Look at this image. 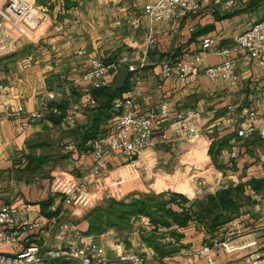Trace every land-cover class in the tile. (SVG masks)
Returning a JSON list of instances; mask_svg holds the SVG:
<instances>
[{
    "label": "crops",
    "instance_id": "crops-1",
    "mask_svg": "<svg viewBox=\"0 0 264 264\" xmlns=\"http://www.w3.org/2000/svg\"><path fill=\"white\" fill-rule=\"evenodd\" d=\"M34 1L47 12L39 29L44 24L46 27L38 37L27 35L13 52L0 56V207L9 202L17 204L18 222L37 218L71 219L80 230L94 235L99 242L100 237L105 239L110 253L123 250L118 243L119 235L127 233L130 244L138 245L140 252H146L148 258L143 254L145 262L147 259L154 261L158 252L159 264H207L199 254L206 244L212 246L219 262L251 264L255 251L264 255V187L256 190L249 183L253 179L264 182V67L252 61L247 51L233 42L237 33L264 17V0H234L229 9L212 1L201 11L184 16L176 23L153 22L144 13L145 5L154 0ZM150 31L156 33L157 41L142 63V53L137 45ZM207 35L215 38L218 49L223 46L233 48L239 75L236 84L212 81L205 74L204 67L224 59L220 52L204 51L202 40ZM198 53L203 56L201 66L189 73L185 81L177 72L167 79L162 78L164 56L189 61ZM95 57L107 62L124 60L123 70L129 63L140 64L143 82L136 98L137 114L143 116L146 111L158 110L162 101L168 99L171 116L156 130L145 150L152 160L149 170L142 168L140 175L134 177L132 159L109 150L108 167L100 180L93 179L76 203L67 204L62 195L51 192L52 178L59 173H87L94 163L96 140L112 130L111 121L117 113L112 108L107 110L109 116L99 127L97 136L83 144L82 137L93 123L99 103L89 102L87 86L78 83L77 79ZM129 85L128 82L122 95L127 94ZM56 89L62 92L61 103L65 107L70 108L77 102L82 104L74 123L57 117L29 123L19 114L20 105L27 109L38 108L47 92ZM97 98L98 102L102 101L100 96ZM230 105L236 108L232 112ZM250 109L257 110L261 119L254 134L241 140L236 138L235 129L247 119ZM189 110L200 117L196 139H201L206 164L197 160L195 147L190 148L194 140L178 122L177 114ZM164 130L169 136L167 141L160 137ZM223 138H229V144L215 157L209 148L215 140ZM231 139H237L242 145L235 159L230 155L234 147ZM175 152L191 166H196L198 161V166H203L202 172H206L200 185H194L193 194L183 191L191 200L214 193L220 186L245 184L246 191L238 198L237 216L214 232L208 229L205 221L197 218L186 226L175 223L170 228L161 227L155 239L159 249L144 239L155 226L148 216H141L127 230L110 227L98 234L89 233L86 216L94 206L105 197L123 198L133 192H146L144 182L154 175L161 162L167 166L169 157ZM161 169L166 167L161 166ZM121 177L126 178L122 187L111 185L112 180ZM116 193L123 196L118 197ZM256 202L261 203L260 210L254 208ZM175 207L181 210L178 205ZM229 232L235 233L230 250L214 245L224 240ZM110 234L115 236L112 240ZM54 235L51 230V243L62 245L63 242ZM34 236H37L35 232L23 236L20 246L35 241ZM3 250L13 248L6 246Z\"/></svg>",
    "mask_w": 264,
    "mask_h": 264
},
{
    "label": "built area",
    "instance_id": "built-area-1",
    "mask_svg": "<svg viewBox=\"0 0 264 264\" xmlns=\"http://www.w3.org/2000/svg\"><path fill=\"white\" fill-rule=\"evenodd\" d=\"M212 1L223 4L225 9H229L234 4V0H154L145 5L144 13L153 22L172 21L176 23L184 16L201 11ZM46 17L47 12L40 8L34 0H0V56L13 52L19 41L36 32ZM156 41V33L150 31L138 43L137 48L142 53V63H145L150 48ZM233 42L236 46L245 49L252 61L264 67V17L256 20L249 28L237 33L233 37ZM202 48L204 51L220 52L224 55V59L220 63L204 67L205 74L212 81H229L236 84L239 75L236 72V59L232 55L233 48L223 46L218 49L215 38L210 35L203 38ZM202 61L203 56L199 53L189 61L174 59L171 55H166L161 60V76L163 79H167L177 72L178 77L185 81L189 73L201 66ZM124 63V60L107 62L100 57L91 59L89 66L77 79L78 83L87 86L88 100L91 104L97 103L92 90L110 85L124 69ZM127 69L130 71L129 89L126 95L117 96L113 100L112 109L117 113L111 121L112 130L108 135L104 134L97 138L92 167L85 174L59 173L51 180V192L62 195L67 204L76 203L93 179L100 180L103 171L108 167L107 154L109 150L123 153L132 159L134 177L140 175L142 168L149 170L151 167L152 160L148 158L145 150L152 141L156 130L171 116V104L168 99H164L158 110H149L143 116H139L136 98L143 82L142 69L140 64L135 62L129 63ZM62 95L60 90H50L40 107L27 109L24 105H20L18 112L29 123H37L53 117L74 123L76 112L81 109L82 104L77 102L67 108L61 103ZM235 109V106H229L230 112ZM177 118L180 127L195 140L199 134V115L195 111L189 110L188 112H179ZM260 119L257 110L250 109L247 119L235 129L236 138L242 140L251 137L258 129ZM160 137L164 141L169 139L165 130ZM236 140L231 139V144L234 147L231 149L230 155L233 159L238 157L239 151L242 149V145L240 146ZM125 179V177H121L110 183L112 186H116L117 183L122 184ZM222 187L226 186H220L217 190ZM254 208L260 210L261 203H254ZM18 212L19 206L15 203H5L0 207V264H48V262L57 259H76L82 264L122 262L144 264V256L140 251L124 250L110 253L106 243L99 242L94 235L80 230L71 219L54 221L37 218L34 221L18 222L16 219ZM51 230L54 232V236L63 242L62 245L56 246L51 243ZM34 232L37 234L33 237L35 241L20 246L23 236L28 233L34 234ZM234 234V232H229L224 240L215 242L214 245L224 246L230 250ZM6 246H11L13 250L4 251L3 248ZM199 254L205 258L207 264H236L234 261L219 262L217 256L212 252L210 244L203 245ZM250 262L251 264H264V255L255 251Z\"/></svg>",
    "mask_w": 264,
    "mask_h": 264
},
{
    "label": "trees",
    "instance_id": "trees-1",
    "mask_svg": "<svg viewBox=\"0 0 264 264\" xmlns=\"http://www.w3.org/2000/svg\"><path fill=\"white\" fill-rule=\"evenodd\" d=\"M127 87L128 81L125 87L117 90H114L110 85L94 90V96L99 103V111L87 129V133L82 137L83 144L97 136L99 127L109 116L107 110H111L114 98L122 96L123 90ZM98 96L102 98V101L98 102ZM228 144L229 138L215 140L209 150L216 157ZM249 183L256 190L264 187L263 179H253ZM245 191V184L239 183L236 186L222 187L214 193H207L202 198L195 200H191L184 193L175 191L133 192L123 198L105 197L86 216L90 224L89 233L98 234L110 227L119 231L127 230L133 226L135 220L141 216H148L155 226L152 229L153 232L145 235L144 239L159 249L160 245L155 241L159 228H170L175 223L179 226H186L190 220L197 218L205 221L208 229L214 232L238 215L240 208L238 198ZM188 202L190 205H187ZM175 205L181 207V210L177 209ZM56 262L57 260H52L48 264Z\"/></svg>",
    "mask_w": 264,
    "mask_h": 264
},
{
    "label": "rangeland",
    "instance_id": "rangeland-1",
    "mask_svg": "<svg viewBox=\"0 0 264 264\" xmlns=\"http://www.w3.org/2000/svg\"><path fill=\"white\" fill-rule=\"evenodd\" d=\"M45 27H46V24L42 25L38 31L30 34L31 37H33V38L38 37L41 30H43ZM200 140L201 139H195L193 141V143L191 144L190 148L194 149V147H195L197 160L201 159V161L204 164H206L204 161L205 157H203V155L205 154V149L203 147V144H201L202 142H200ZM194 144H195V146H194ZM243 147H244V145H243ZM181 157H182L181 155L177 156V153L175 152L173 155H171L169 157L170 159L168 160L169 163L167 164V166H166V164L161 162V166L164 168L166 167V169L160 170V168H161V166H160L159 168H156V170H154V175L153 176L150 175L149 178L147 179V181L144 182L145 183L144 187H146V189H147L146 192L152 191V192L158 193V190H163L165 188H168V190H170V191H175V192L181 191V193L184 191L187 194H193L194 185L195 184L200 185L199 181L203 180V178H204L203 174H205L206 172H202L203 166L202 167L198 166V161L195 164L196 166H191L190 163H187V160H184L185 159L184 157L182 159H181ZM164 158L165 157H163L162 159H164ZM157 169H159V170H157ZM117 184H118V185H116L117 187H120V186L122 187L123 183L122 184L117 183ZM177 190H179V191H177ZM159 192H161V191H159ZM116 194L118 197L121 196L119 193H116ZM109 237L108 238L112 240L115 236H114V234H110ZM119 237H120V241L118 243L122 245V249H123L122 251L130 250V249H133L134 247L138 251L141 250V248L138 245H135L133 247L130 244V240L128 239L127 233H124L123 235H119ZM100 238H99V240L101 242L105 241V239L102 240ZM136 243H137V241H136ZM111 252H112V250H111ZM118 252H120V250ZM141 253L144 254L146 258H148L146 256L145 251H143ZM159 254L160 253L157 252V254L155 255V257L153 259L154 261L147 259V262H145V260H144V264H159V261H160V259H159L160 255ZM55 264H82V263L76 259H69L68 261L63 260V259H57V262ZM116 264H131V263L122 262V263H116Z\"/></svg>",
    "mask_w": 264,
    "mask_h": 264
},
{
    "label": "water",
    "instance_id": "water-1",
    "mask_svg": "<svg viewBox=\"0 0 264 264\" xmlns=\"http://www.w3.org/2000/svg\"><path fill=\"white\" fill-rule=\"evenodd\" d=\"M130 75V71L128 69L122 70L115 80L110 84V86L114 89H120L127 85V81Z\"/></svg>",
    "mask_w": 264,
    "mask_h": 264
}]
</instances>
